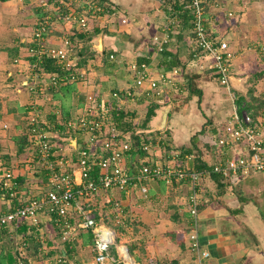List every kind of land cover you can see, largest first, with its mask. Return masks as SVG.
<instances>
[{"label": "crops", "instance_id": "obj_1", "mask_svg": "<svg viewBox=\"0 0 264 264\" xmlns=\"http://www.w3.org/2000/svg\"><path fill=\"white\" fill-rule=\"evenodd\" d=\"M98 1L114 7L115 12L92 23V27L101 28L102 49L101 52L92 49L91 41L98 33L87 36L88 51L93 54H88L84 65L78 68L86 72V77L74 82L73 92L63 100L69 107L70 117L84 111L89 103V95L101 100L106 99L115 89L136 87L127 69L128 64L138 57L147 58L148 53L154 50L152 38L168 33L170 39L165 47L180 62V65L170 67L180 68L178 80L172 85L160 84L158 96L139 95L134 98L137 101L124 99L118 104V109L127 105L132 107L134 103L139 105L145 103L146 98H151L157 103L169 105L161 128L158 124L162 112L156 114L158 107L149 122L151 126L138 130L145 134L144 138H151V144L156 137L147 133L159 129L160 133H167L169 137L168 130H172L169 143L171 149L166 154V161L164 157L157 159L156 152L148 146L140 162L145 160L148 163L167 164L172 152L189 148L192 150L189 157H183L177 162L194 168V159L199 157L210 169L226 158L244 154L246 146L243 143L220 146L217 143V132L229 118L232 109L231 92L245 97L250 92L264 98V0H211L207 6L205 15L208 30L226 40L232 53L231 91L217 82L211 68V58L205 54L198 58L191 56L188 38L190 28L182 25V21L185 22L187 0ZM229 12L231 15H228ZM41 15L36 0L0 1V212H8L20 205V200L40 197L49 187L45 173L38 166L32 143L28 139L27 146L18 154L15 141V137L24 131L20 129L16 117L25 114L23 117L26 121L28 107L34 101L26 87L30 72L21 60L27 57L32 29ZM51 43L58 42L52 38ZM77 48L74 51L75 60L81 49ZM104 54L108 56L105 60ZM110 55L113 57L110 58ZM15 59L19 62H14ZM160 59L159 52L154 51L149 59L140 61V65H146L151 75L158 77L170 69L165 68ZM246 77L249 84H252L249 88L243 79ZM218 86L225 89L230 108L223 106ZM193 89L197 90L191 94L190 90ZM52 93L36 100L40 112L48 108L46 103L50 105L47 118L54 102L59 103ZM176 95H186L180 106L175 103ZM9 108L13 109L9 111ZM56 111L61 115V110L56 108L53 111L59 121ZM172 116L174 121H170ZM45 120L53 127L51 129L61 131L49 118ZM206 120L208 124L204 125ZM262 129L264 133V127ZM194 135L196 139L192 142ZM63 141H67L74 149L83 144L84 136L74 132L65 135L61 131L55 144L58 155L65 149ZM64 149L63 153H71V149ZM136 161L128 153L124 164L133 172L137 168ZM133 163L134 167H131ZM6 172L11 173L8 181L13 184V196L1 188L2 180H6L3 178ZM147 187L146 195L141 194L139 184H133L127 190L98 192L90 201L98 224L113 227L115 235L116 228L122 226L126 229L123 234L127 242H115L114 256L123 264H168L171 260L177 264H196L187 238V231L192 226L187 205L189 183L173 181L167 185L164 180L157 179L147 182ZM199 189L198 235L202 249L209 253L202 264H264V236L259 233L256 225V222L261 221L264 224V172H252L239 179L220 177L219 181L208 174L201 179ZM114 201L121 204L124 212L119 224L113 219ZM105 215H109L106 221ZM129 245L132 246L131 252L128 250ZM65 246L59 232L43 213L38 225H32L29 220H21L0 232L1 254L9 251L24 264H61L59 253L66 255ZM92 246L91 230L80 229L76 240L68 246L71 253L69 263L96 264ZM122 249L127 252L125 262L122 260Z\"/></svg>", "mask_w": 264, "mask_h": 264}, {"label": "built area", "instance_id": "obj_2", "mask_svg": "<svg viewBox=\"0 0 264 264\" xmlns=\"http://www.w3.org/2000/svg\"><path fill=\"white\" fill-rule=\"evenodd\" d=\"M210 1L187 0L186 8L191 14L188 37L190 53L193 58L204 54L211 58V68L216 79L231 91L232 53L226 40L208 30L205 14ZM36 5L41 9L42 15L32 29L30 48L21 63L30 72L26 87L34 98L28 107L26 118L28 139L36 150L38 166L46 170L49 187L40 197L20 200V205L8 212H0V232L21 220H29L32 225H38L43 213L59 232L62 242L75 241L80 229L91 230L94 262L116 264L118 260L110 250L116 242L115 230L96 221L95 213L90 207L94 195L104 190H127L133 184H139L141 194L146 195L149 181L162 179L167 185H171L173 181H185L190 185L187 205L192 218V226L187 231L189 248L194 253L196 264H202L209 257V253L202 249L198 235L200 181L210 173H216L223 179H239L252 172H264L262 126L253 121L244 107V102L241 105L236 103L237 96L231 92L232 109L224 126L218 128L217 143L220 146H237L243 143L246 146L244 154L226 158L212 165L210 170H198L177 162L182 158L180 151L176 150L171 153L167 164L142 160L141 167L131 172L124 162L132 148V140L129 133L122 132L117 127L114 117L119 114L118 104L126 99L133 100L139 95L158 96L160 84L172 85L178 80L181 71L180 68L173 67L158 77H153L146 65L138 66L133 61L128 64L127 69L131 72L136 87L115 89L106 99L101 100H96L92 95L87 96L89 103L84 111L62 123L77 135L84 136V142L74 149L69 143L62 144L65 149H71V153H63V148L58 155L55 146L57 142L54 139L61 135V131L51 129L53 127L47 120H40L36 100L51 93L55 87L78 82L86 77V72L76 67L74 57L76 47L80 48L82 43L79 35L87 34L95 20L113 14L115 9L101 4L98 0H36ZM122 21L125 22V19ZM52 38L58 43H51ZM169 39L168 33L160 37L154 36L152 41L156 52H160ZM44 59L60 63V70L49 72L40 69L39 64ZM14 62L19 60L15 59ZM56 113L59 114V111ZM59 115L57 118H60ZM259 119H264V109ZM144 139L143 150L146 151L151 144V138L145 136ZM184 157L187 159L189 155ZM10 176L9 172L3 175L7 181L2 180L1 188L13 196V184L8 181ZM112 208L115 223H121L124 216L121 204L114 201ZM121 255L125 262L126 249H122ZM15 264L24 263L18 260Z\"/></svg>", "mask_w": 264, "mask_h": 264}, {"label": "trees", "instance_id": "obj_3", "mask_svg": "<svg viewBox=\"0 0 264 264\" xmlns=\"http://www.w3.org/2000/svg\"><path fill=\"white\" fill-rule=\"evenodd\" d=\"M1 2L3 1H7V0H0ZM187 3V2H186ZM186 3H185V15H184V19L185 22L182 21V25L190 28L191 29V14H190V10L188 8H186ZM187 21L189 22L187 24ZM189 29V30H190ZM101 31V28L98 26H93L87 34H80L79 35V39L81 41H83L82 45H81V49L79 52V56L78 59L76 60V67L79 68V66L84 65V63L86 62V58L88 56V54H93V52L88 51L89 50V44L88 41H86V39L88 40L89 37L87 36H92L95 35L97 33H99ZM85 39V40H84ZM166 46V45H165ZM164 46V48L159 52V55L161 57L160 59V63L165 67V68H170L171 66H178L180 65V62L177 58V56L169 51L166 50V47ZM153 49L151 50V52L148 53V57L144 58L145 56H142V58L138 57L137 60L135 61L136 64L139 66L141 64L140 61H145L147 59H149L150 55L152 53H154V51H156L155 46L153 45ZM263 53H264V49H263ZM108 56L106 54L103 55L104 60L107 58ZM32 60V58L30 59ZM40 69H43L45 71H49V72H55V71H59L60 70V63H56L53 60H49V59H44V61L42 63L39 64ZM262 75V74H260ZM73 83H68L66 85H60L58 87H55L51 92H53L52 94L55 95L54 97H56L59 100V103H55L52 107L50 116L48 117L52 122H54L55 126L59 127L62 131V133L65 135L71 134L73 131L69 128H67L65 125H63L62 123L66 120H68L70 118V112H69V107L68 105H66V101L63 102V100H65V98H68L70 96V94L73 92L74 90V86ZM197 89H193L190 90V93H194ZM248 99H247V98ZM246 97L243 94H239L236 97V103L238 105H241L243 102L245 109L248 111V113L250 114V116L252 117L254 122L259 123L262 127H264V119H259V117L262 116V110L264 109V98L262 95H253L252 93H247ZM1 94H0V110H1ZM152 100V101H150ZM147 105V109L144 115V118L141 122V124H136L135 122H133V120H131V118H129V112L125 111L123 108H119L118 109V116L114 117L115 120H117V127L119 128V130H121L122 132H129L130 133V137L132 140V148L129 151V154H131L132 157L136 158V165L135 167H141L142 163L140 162V159L143 158L146 154V151L143 150V144L145 142L144 134L139 133L138 130L139 129H145L148 128V124L150 122V120L152 119V117L155 115V110L159 107V103L155 102L153 99H150ZM56 108H60V118L59 121H57L58 119H56L55 113L53 112L54 109ZM13 108H9L8 110H12ZM15 111V110H13ZM26 112V109H25ZM133 115V114H132ZM18 117V116H17ZM16 117V118H17ZM61 119V120H60ZM60 124V125H59ZM46 128L48 126H45ZM28 126H27V122L25 121V130L18 134L15 137V141H16V145H17V152L18 154L20 152H22L24 150V148L27 146L28 144ZM196 139V135H194L192 137V142H195ZM192 150H190L189 148H182L180 149V157L183 158L186 154L191 153ZM136 156V157H135ZM131 167H134V163L130 164ZM193 166L195 169L201 170L203 168L205 169H209V165L205 164L203 161H201V159L199 157H197L196 159H194V163ZM42 171L45 173V176L47 178V173L46 170H44L43 168H41ZM97 171L94 170V172ZM213 179H216L217 181L220 180V177L216 174V173H210ZM222 178V177H221ZM8 193V192H7ZM9 195V194H8ZM97 221V218H96ZM98 222V221H97ZM123 230L122 228L118 227L116 228V242L121 241L123 243L125 242V237L123 234ZM66 244V255H62L61 253H59V258H60V262L61 264H70L69 263V259L71 260V253L68 249V246H71L73 242L67 241V242H63ZM111 253L113 255H115V248L114 246H111L110 248ZM128 250L129 252L132 251V246H128ZM16 262H18V258H16V256L13 255V253L7 251L6 254H1L0 256V264H15ZM116 264H123L121 262H118ZM168 264H177L176 261L171 260L169 261Z\"/></svg>", "mask_w": 264, "mask_h": 264}, {"label": "rangeland", "instance_id": "obj_4", "mask_svg": "<svg viewBox=\"0 0 264 264\" xmlns=\"http://www.w3.org/2000/svg\"><path fill=\"white\" fill-rule=\"evenodd\" d=\"M21 18H18V20H20ZM27 27V26H26ZM264 54V53H263ZM248 77H246V78H243V79H245V82H246V85L248 86V88L249 87H251L252 86V84L250 83L249 84V81H248V79H247ZM218 82V81H217ZM245 83H243V85H244ZM250 85V86H249ZM218 88L220 89V91H219V95H220V97L221 98H223V102H222V104H223V106L225 107V108H230V101H229V98H228V96H227V94H226V92H225V89L222 87V86H218ZM185 94H187V92L185 93ZM176 97V101H175V103H177L178 104V106H180L181 105V103H183L184 102V100L186 99V95L183 97V96H181V95H176L175 96ZM151 98H146V102L145 103H141V104H139V105H137L136 103H134L133 104V106L132 107H129L128 105L127 106H123V107H120L121 109L123 108L125 111H127V112H129V118H131V120H133V122H135L136 124H141V122H142V120H143V118H144V115H145V112H146V109H147V105H148V101L150 100ZM135 101H137L136 99H134ZM150 101H152V100H150ZM180 103V104H179ZM46 105L48 106V108H49V104H47L46 103ZM43 106H45V105H43ZM46 106V107H47ZM166 106H168V105H166L165 103L163 104V103H159V108L157 109V111H156V114H160V112H162V110L161 109H163V108H165ZM48 108H46V110H42V112H39V114H40V116H39V118H40V120H43V121H46L45 119H48L47 118V116H48V112H47V109ZM42 109V108H41ZM133 114V115H132ZM176 115H174V116H176L175 118H177L178 116H177V113H175ZM25 114H20V115H18V117H17V120L19 121V123H20V129H23V130H25V118L23 117ZM192 118V117H191ZM206 118H207V116H206ZM173 119V121H174V117L172 116L171 118H170V121ZM193 119V118H192ZM48 121V120H47ZM151 123V122H150ZM149 123V124H150ZM194 123V122H193ZM208 124V121L206 120L205 121V124L204 125H207ZM170 125H171V122H170ZM204 125H202V126H204ZM151 126V125H150ZM172 128H173V125H172ZM170 130L171 129H169L168 130V133H169V137H168V135H166L167 133H160V130L158 129H153L150 133H147V134H149V135H151L152 137H153V135L156 137V139H155V141H153L152 142V144H150V147H152V149H153V151H155L156 152V158L157 159H160L161 157H164V159H165V157H166V154H169V150L171 149L170 148V146H169V143H171V141H170V136L172 137V130H171V133H170ZM140 133V132H139ZM143 134V133H142ZM146 134V135H147ZM145 135V134H144ZM142 137H144V136H142ZM59 137L58 136H56V138L54 139V141H56L57 139H58ZM64 142V141H63ZM68 142L67 141H65L64 142V144H67ZM171 145V144H170ZM161 154H162V156H161ZM136 157V156H135ZM167 159V158H166ZM166 159H165V161H166ZM184 164H185V162H183ZM107 218L109 219V215H105V221L107 220ZM111 221V220H110ZM109 222V221H108ZM109 223H111V222H109ZM256 225H258V227L259 228H257L258 229V231H259V233L261 234V235H263L264 236V224L262 223V221L261 222H256ZM121 228H122V230H123V232H125L126 231V229H125V227H122L121 226ZM118 246H120V245H122V244H117Z\"/></svg>", "mask_w": 264, "mask_h": 264}, {"label": "water", "instance_id": "obj_5", "mask_svg": "<svg viewBox=\"0 0 264 264\" xmlns=\"http://www.w3.org/2000/svg\"><path fill=\"white\" fill-rule=\"evenodd\" d=\"M91 43H92V49L94 51H100L101 52V49H102V32H99L96 35V37H94L92 39ZM232 79H231V82H232ZM168 110H169V105L162 109L161 119H160V122L158 124V126H160L159 128H161L163 126V123H164V120L166 118V115H167ZM149 126L150 125L148 124V127Z\"/></svg>", "mask_w": 264, "mask_h": 264}]
</instances>
